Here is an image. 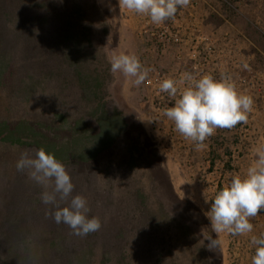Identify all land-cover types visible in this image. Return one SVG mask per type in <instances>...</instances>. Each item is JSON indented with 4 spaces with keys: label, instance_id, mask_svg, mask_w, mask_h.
I'll use <instances>...</instances> for the list:
<instances>
[{
    "label": "rangeland",
    "instance_id": "rangeland-1",
    "mask_svg": "<svg viewBox=\"0 0 264 264\" xmlns=\"http://www.w3.org/2000/svg\"><path fill=\"white\" fill-rule=\"evenodd\" d=\"M80 5L86 13L83 25L92 30V46L85 41L89 55L104 51L109 59L112 52L134 53L150 71L139 87L112 73L110 88L130 121L128 132L95 161L65 166L72 194L87 199L89 218L99 217L102 226L80 237L63 224L65 236L75 242L97 240L96 254L107 253L110 264H250L255 251L250 239L264 233V211L250 220L252 233L220 234V246L213 251L207 247V238H215L207 211L215 192L232 175L243 174L253 159L252 148L264 143V0H190L169 19L179 45L147 37L142 24L148 18L120 9L118 0H80ZM189 13L212 41L210 50L204 41L194 47L196 35L186 26ZM233 34L238 42H232ZM98 55L91 60L93 66ZM184 72L230 77L239 93L253 99L248 122L218 129L205 141L206 147L196 151L161 111L174 105L185 85L178 84L177 97H171L159 90L160 83L165 78L179 80ZM64 80V87L50 84L34 106L54 112L64 110L66 103L76 113L79 92L69 70ZM20 154L12 148L0 151V219L13 202L18 208L21 195L29 197L25 206L31 209L52 210L41 202L43 189L28 178L27 170L17 171Z\"/></svg>",
    "mask_w": 264,
    "mask_h": 264
},
{
    "label": "trees",
    "instance_id": "trees-1",
    "mask_svg": "<svg viewBox=\"0 0 264 264\" xmlns=\"http://www.w3.org/2000/svg\"><path fill=\"white\" fill-rule=\"evenodd\" d=\"M85 15L80 0H0V151L44 148L64 166L88 164L128 132L106 53L89 55ZM68 70L79 92L78 112L66 103L54 112L35 107L50 84L65 86ZM28 199L21 195L17 209L13 202L1 214L0 264H110L107 253L96 254L97 240L69 239L44 209L25 206Z\"/></svg>",
    "mask_w": 264,
    "mask_h": 264
},
{
    "label": "clouds",
    "instance_id": "clouds-1",
    "mask_svg": "<svg viewBox=\"0 0 264 264\" xmlns=\"http://www.w3.org/2000/svg\"><path fill=\"white\" fill-rule=\"evenodd\" d=\"M189 3L190 0H118L120 9L146 16L155 25L173 19L178 8L187 7ZM108 62L109 71L122 75L131 86L139 87L148 78L150 70L134 53L112 52ZM178 84L185 87L179 91L173 106L161 110L162 115L172 122L181 137L194 144L196 151L203 150L205 141L218 129L230 130L248 122L253 99L239 93L230 77L216 79L211 74L197 76L184 72L179 80L163 79L159 90L177 97ZM251 151L253 159L244 173L232 175L210 202L207 219L215 234V238H207L210 251L220 246V234L244 236L252 233L254 225L250 220L264 211V143ZM15 166L18 172L27 170L28 178L41 186L40 200L52 206L46 215L56 224L67 225L73 235L80 237L100 230V218H89L87 199L72 194L71 177L54 154L44 148L37 149L34 156L21 152ZM62 201L66 202L63 206ZM250 243L255 248L250 264H264V233L251 236Z\"/></svg>",
    "mask_w": 264,
    "mask_h": 264
},
{
    "label": "built area",
    "instance_id": "built-area-1",
    "mask_svg": "<svg viewBox=\"0 0 264 264\" xmlns=\"http://www.w3.org/2000/svg\"><path fill=\"white\" fill-rule=\"evenodd\" d=\"M172 21L169 20L167 23H163L161 25H155L153 23H151V21L149 19H147L143 24V30L142 32L147 36L150 37L151 39H156L159 42H162L164 44H180V40L179 38L173 34V26H172ZM186 26L189 30H191V32L195 33L196 35V43L194 45V47L197 49L199 48L197 42L198 41H204L206 43V49H211L212 47H210V43L212 42L209 37H206L203 35V33L201 32V25L198 22L197 18L193 16V14L189 13L188 17H187V21H186ZM236 35H231V40L233 43L238 42L237 39H235ZM248 72L249 71V67L247 68ZM239 75V74H238ZM240 80L242 82L245 81L243 76H240Z\"/></svg>",
    "mask_w": 264,
    "mask_h": 264
}]
</instances>
